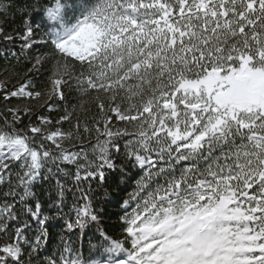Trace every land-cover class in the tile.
Masks as SVG:
<instances>
[{"label":"snow or ice","instance_id":"1","mask_svg":"<svg viewBox=\"0 0 264 264\" xmlns=\"http://www.w3.org/2000/svg\"><path fill=\"white\" fill-rule=\"evenodd\" d=\"M40 8L39 43L31 22L19 36L22 51L40 50L31 77L12 91L0 84L6 100L37 102L8 108L11 122L0 128V185L11 198L0 204V264H33L48 242L35 184L75 166L79 189L105 182L106 172L124 175L121 165L146 171L118 201L112 231L87 192L67 216L71 189L55 181L53 207L72 236L90 237L89 257L61 234L46 264H264V0H54ZM0 15L11 9L0 3ZM0 37L14 39L2 28ZM46 68L48 88L36 90ZM71 90L95 104L90 123L73 120L75 107L33 122L36 107L66 101ZM64 121L68 130L56 126Z\"/></svg>","mask_w":264,"mask_h":264},{"label":"trees","instance_id":"2","mask_svg":"<svg viewBox=\"0 0 264 264\" xmlns=\"http://www.w3.org/2000/svg\"><path fill=\"white\" fill-rule=\"evenodd\" d=\"M0 3L7 5L11 9V15H0V28H2L5 33L14 37L13 40H6L0 37V82L2 85L7 86L8 91H12L18 88L20 84L24 83L26 78L31 77L32 74L28 72V69L34 62V53L38 54L40 51L36 48V45H34L32 49L21 50V46L24 42L19 39V36L24 32L25 23L31 22V26L37 33L36 41L39 43L41 36H43V31L40 27V17L43 10L40 8V5H52L54 4V0H0ZM32 5H35V8H33ZM18 9H25V11L20 12ZM32 17L35 18V22L31 21ZM47 77L48 70L46 68L42 74L36 78L39 81L36 90H45L48 88ZM5 95H7V92L0 91V128L5 126V120H8L9 123L11 122V114L8 113V108L16 107L17 105L23 107L26 104L36 105L37 103L35 100L20 99L17 97H10L6 100L4 98ZM66 96L67 100L63 102L52 97L46 104L41 103L35 108L32 114L33 122H36L35 118L37 114L47 116L49 119L55 121L64 114L65 107H75L73 120L78 118L81 124L85 121L90 123L97 112L96 106L91 102L90 97H81L76 90L66 92ZM81 100L87 101L82 107L80 106ZM113 123L119 126L118 122L115 120ZM27 124L28 117L25 116L23 118V123L18 124L17 128L21 131H26L25 126ZM56 126L68 130L71 124L69 121H64L62 125ZM119 139L123 147V144L127 142V138L122 136ZM94 143L95 137L91 139L86 138L83 147L88 148L89 145ZM81 147L82 145L77 142L75 145H70L68 150L78 151ZM121 167L124 168V175H121L119 171L106 172L107 179L105 182L97 183L95 180L90 182L84 181L79 184V189H77V185L72 177L75 166H68L67 171L69 174L67 176L63 173L59 175L52 174L48 179L34 185L33 191L36 193V199L41 203L42 215H47L50 219L47 222L49 232L48 242L33 256V264H46L50 255L58 253L61 247L59 238L61 234H66L68 237H71L72 241L81 250V258H85L84 255L88 253L86 251L88 247L87 241L90 237H74L64 227L67 216L74 217L75 215L74 207L76 205L74 201L79 198L81 191L87 192L92 199V203L94 205H99V207L104 210L101 215L103 216L102 223L106 230L112 231L119 226L117 213L121 212L122 209L117 207V203L120 199H128L129 193L135 190L136 182L145 175L146 171L137 167H125L124 165H121ZM177 167H179V165ZM45 175L48 176L49 174L45 173ZM56 180L64 184L66 189H71V191L65 192L63 212L66 213L67 216L58 214L57 209L53 207L52 202L56 198L57 192ZM89 183L91 184V188H89ZM117 185H119V187H117ZM8 190L6 185H0V204L11 200L10 197L4 196V193ZM29 223L32 224L33 230L35 231V222L29 221ZM34 231L33 233H29V235H33ZM92 231L95 232V228H93ZM113 234L120 236L119 232H113ZM5 239L6 238L0 237V243H3Z\"/></svg>","mask_w":264,"mask_h":264},{"label":"rangeland","instance_id":"3","mask_svg":"<svg viewBox=\"0 0 264 264\" xmlns=\"http://www.w3.org/2000/svg\"><path fill=\"white\" fill-rule=\"evenodd\" d=\"M0 84H1V82H0Z\"/></svg>","mask_w":264,"mask_h":264}]
</instances>
